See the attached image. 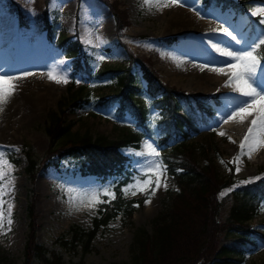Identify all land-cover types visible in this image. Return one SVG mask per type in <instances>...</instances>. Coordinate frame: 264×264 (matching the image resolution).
<instances>
[{
    "label": "rangeland",
    "instance_id": "rangeland-1",
    "mask_svg": "<svg viewBox=\"0 0 264 264\" xmlns=\"http://www.w3.org/2000/svg\"><path fill=\"white\" fill-rule=\"evenodd\" d=\"M233 1L243 2L245 13H237L235 9L223 8L211 2L208 4L206 0H182L183 6L176 5L194 13L197 16L196 20L208 19L206 22L207 27L210 25L208 33L193 36L181 34L176 32V27L168 26V19L174 12L173 7L176 6L158 11L142 6L143 0H0V72L8 75L33 73L16 81L17 91L14 97L12 96L4 110L0 111V151L7 154V158L14 166L12 175L15 181L14 191L6 198L13 204L11 230L0 234V253L6 256L4 264H23V249L28 233L27 206L32 199L36 215V241L61 255L62 264H130L135 231L137 228H144L151 234L153 219L168 207L171 198L178 191L175 179L166 169L167 188L157 189L155 195L151 196L150 203H145L148 199L145 193L125 195L122 192L127 198L142 196L145 198L141 204H135L136 209L131 220L118 215L100 227L91 241L89 252L82 255L80 245L76 248L69 245L64 247L57 242L59 236L71 225L91 228L93 219L99 216V210L107 203H100L92 209L78 202L73 206L68 202L67 189L86 192L109 188L115 193V185L120 180L118 175H110L105 179L91 174L85 175L81 172L80 161L73 157L61 159L57 166H43L37 171L33 181L26 171L27 146L31 148L40 166L49 146L44 131L48 114L58 112L60 104H64L71 97L68 88L73 62L63 56L61 47L56 43L62 37L78 39L83 52L91 58L90 63L94 71L129 68L130 72L138 77L141 92L133 101L144 107L149 133L141 135L137 142L120 148L122 154L129 159L131 170L130 180L122 186L121 191L134 183V179L140 176L141 169L145 166L147 158L132 154L142 151L145 141L154 143L160 153L159 159L166 167L157 145L159 109L145 91L146 84L141 79L140 64L130 60L128 53L147 66L169 88L193 95L198 93L216 95L205 130L191 140L190 145L200 164H205L207 159H211L221 176L232 177L234 184L219 192L220 200L230 191L224 196H221L222 192L246 184L240 183L241 181L252 177H264V148L254 151L250 157L242 156L239 172L235 170L237 165L229 163L239 151V142L247 130L250 117L244 123L234 121L224 123L227 119V115H224L225 106L230 102L226 94L230 89L217 86L214 82L207 83V86L200 83L211 67L226 68V64L220 63L224 58L211 49L210 41L222 47L238 50L244 46V42L250 43L256 39L260 30L264 29V25L258 23L259 18L249 12L251 8L264 6V0ZM109 4L113 7V12ZM45 9L53 26V41L47 38L43 21ZM197 11L200 13L199 16ZM115 12L122 23L119 31L116 30ZM221 26L232 31L242 43L236 44L219 31H212ZM248 28H251L252 32ZM85 40H90L91 43L86 44ZM96 44H99V47H96ZM169 54L176 59L171 58L169 62L156 60ZM98 56H103L104 59L100 61L97 59ZM61 61L64 63H60ZM201 65L207 67L201 70ZM53 66L67 74V83L57 84L48 79V70ZM214 75L222 82L227 79L225 75L217 73ZM76 80L74 89L81 85L79 79ZM83 85H85L83 94L90 99L89 103L81 108H67L63 115L66 122L72 124V131L79 134L87 132L93 137L103 135L115 140L140 130L137 121L131 115L126 114L123 119L118 117L117 101L108 109H102L95 104L100 97L109 98L119 91L116 79L95 80ZM26 104L29 107L23 109ZM180 105L182 107V102ZM221 131L226 135H219ZM203 149L208 150L209 154H203ZM234 185L236 187H233ZM101 200L107 201L108 198L101 196ZM77 207L80 210H77ZM262 209L264 203L249 225L254 234L262 236L264 240ZM225 213L226 211H221L222 216ZM263 260L264 241H259L257 249L247 254L241 264H260ZM30 264L41 263L34 259Z\"/></svg>",
    "mask_w": 264,
    "mask_h": 264
},
{
    "label": "trees",
    "instance_id": "trees-1",
    "mask_svg": "<svg viewBox=\"0 0 264 264\" xmlns=\"http://www.w3.org/2000/svg\"><path fill=\"white\" fill-rule=\"evenodd\" d=\"M206 1L223 8H237L232 0ZM108 6L113 12V7L110 4ZM114 15L117 16L116 30L119 31L122 23L118 13ZM43 20L47 38L53 41V26L46 9ZM56 43L64 56L73 62L68 88L71 97L60 104L58 112L48 114L44 131L49 146L40 166L31 148L27 146L26 171L33 181L43 166H57L61 159L73 157L80 161L81 172L85 175L91 174L103 179L110 175L120 177L115 185L116 198L103 205L98 212L99 216L93 219L91 228L71 225L57 239L64 247L69 245L76 248L80 245L84 255L90 251L91 241L100 227L118 215L131 220L135 204L143 202L145 197L133 199L122 195L121 188L129 182L131 170L129 159L121 153L120 148L137 142L141 135L149 133V128L146 126L144 107L133 101L141 88L138 77L129 68L94 71L91 59L82 51L78 39L62 37ZM128 54L130 60L140 64L141 79L146 84L145 91L159 109L157 144L161 159L178 186L168 207L153 219L152 233L148 234L144 228L135 231L130 264H241L247 254L257 249L258 242L264 241L263 237L253 234L249 225L264 203V178L240 185L220 200L219 192L234 184L232 177L221 176L211 159L200 164L190 145V141L201 135L208 124L212 99L206 95L186 94L169 88L147 66L131 53ZM77 78L81 85L74 89ZM113 78L116 79L119 91L109 98L100 97L95 104L108 109L117 101L118 117L123 119L126 114L131 115L140 130L115 140L103 135L93 137L87 132L79 134L72 131V124L66 122L63 115L67 108H81L89 103L90 99L83 94V83ZM203 154L208 155V150L203 149ZM222 210L226 211L223 216ZM27 216L28 233L23 249V264H30L34 259L41 264H62L61 255L36 241L33 199L27 206ZM5 261L6 256L0 253V264ZM260 264H264V260Z\"/></svg>",
    "mask_w": 264,
    "mask_h": 264
},
{
    "label": "snow or ice",
    "instance_id": "snow-or-ice-1",
    "mask_svg": "<svg viewBox=\"0 0 264 264\" xmlns=\"http://www.w3.org/2000/svg\"><path fill=\"white\" fill-rule=\"evenodd\" d=\"M176 5L183 6L182 0H143L142 2V6L147 7L149 10L155 8L158 11ZM249 12L252 16L259 18L258 23L260 25H264V6L251 8ZM197 15H200L198 11ZM212 31H219L224 36L230 37L236 44L242 43L228 28L221 26L219 29H213ZM97 39L99 40V37ZM84 42L86 44L91 43L90 40ZM209 43L211 49L224 58L220 63L226 64V68L211 67L209 69L214 73L227 76L222 87L230 89V92L226 94L230 102L225 106L224 115H227V119L224 120V123L229 121L244 123L251 117L247 131L239 142V151L229 162L237 165L235 170L239 172V162L242 156L250 157L254 151L264 148V29L260 30L256 39L250 43L244 42V46L238 50L231 47H222L218 43H211V41ZM95 46L99 47V44ZM172 58L176 59L175 57ZM97 59L102 61L104 57L98 56ZM60 63L64 62L61 61ZM200 67L203 70L207 65H201ZM29 75H33V73L21 72L18 75H8L0 72V111L4 110V106L17 90L16 81ZM47 75L49 80L57 84L68 82L67 74L55 66L49 68ZM218 134L221 136L226 135L223 131ZM228 139L235 143L231 137H228ZM15 150L18 151L19 149ZM132 154L147 159L145 166L141 169L140 176L134 179V183L122 189V192L125 195L129 193L136 195L138 192L145 193L148 195V199L145 200L147 204L151 202V196L155 195L157 189L160 187L167 188L166 167L160 161V153L154 143L150 141L144 142L142 151ZM221 163L225 162L221 161ZM13 172L14 166L7 158V154L0 151V234H5L11 230L13 204L6 198L14 191ZM261 178L264 177H252L240 183H251ZM153 185L155 186L153 187ZM233 187H236V185ZM231 190L228 189L222 192L221 196L226 195ZM66 192L69 194L68 202L71 205L76 206L78 202L89 209L116 198L115 193L109 188L86 192L67 189ZM101 196L107 197L108 200H101ZM77 210H80L79 207H77Z\"/></svg>",
    "mask_w": 264,
    "mask_h": 264
},
{
    "label": "bare ground",
    "instance_id": "bare-ground-1",
    "mask_svg": "<svg viewBox=\"0 0 264 264\" xmlns=\"http://www.w3.org/2000/svg\"><path fill=\"white\" fill-rule=\"evenodd\" d=\"M173 14H171L170 18L168 19L169 21L167 22L168 26L171 28V26H173L176 30V32H180L181 34H187V35H193V36H199V35H202V34H206L208 33L207 30L208 28L210 27V25L207 27V24L206 22L208 21V19H206L207 21H204L203 19H197V16L188 11L186 8H181V7H178L176 6L173 7ZM194 20H196L195 22H193ZM210 21V20H209ZM212 24V22H211ZM192 30V31H191ZM210 30V29H209ZM175 32V31H174ZM196 40V39H195ZM200 46V45H199ZM206 47V46H205ZM154 49V48H153ZM210 51V49H209ZM203 53V52H202ZM204 53H207L206 51H204ZM210 54V53H209ZM215 55V54H214ZM216 56V55H215ZM172 57L168 56V55H163L161 56V58H157L156 60H164V61H167L169 62V59H171ZM161 62V61H160ZM10 64V63H9ZM168 64V63H167ZM195 68L193 67L192 70H194ZM31 80V79H30ZM28 81V80H27ZM215 83L217 86H221L224 84V82H222V80H218L216 79V76L214 75V72L212 71H209V73L203 77L202 81H200V83L202 85H205L207 86L208 84L207 83ZM23 83V82H21ZM20 84V83H19ZM21 86V85H20ZM47 89V88H46ZM17 91V90H16ZM48 91V90H47ZM18 93L19 92V89H18ZM21 95V94H20ZM17 96V95H16ZM26 96V95H25ZM13 97H14V94H13ZM21 98V96L19 97ZM34 98V97H33ZM15 99V98H14ZM30 99V98H29ZM24 100V99H23ZM32 100V99H31ZM34 100V99H33ZM21 101V100H20ZM19 101V102H20ZM18 102V101H17ZM22 103V102H21ZM20 103V104H21ZM15 104V102H14ZM19 104V103H18ZM29 106L26 104V106L23 108V109H26L28 108ZM250 120H251V117L250 119L248 120V125L250 123ZM247 131V130H246ZM261 154H262V151H261Z\"/></svg>",
    "mask_w": 264,
    "mask_h": 264
}]
</instances>
